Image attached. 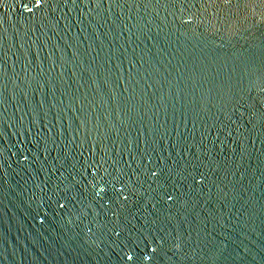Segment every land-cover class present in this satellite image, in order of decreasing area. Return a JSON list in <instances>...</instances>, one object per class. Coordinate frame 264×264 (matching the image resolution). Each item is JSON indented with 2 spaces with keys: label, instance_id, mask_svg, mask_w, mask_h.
<instances>
[{
  "label": "water",
  "instance_id": "1",
  "mask_svg": "<svg viewBox=\"0 0 264 264\" xmlns=\"http://www.w3.org/2000/svg\"><path fill=\"white\" fill-rule=\"evenodd\" d=\"M0 264H264V0H0Z\"/></svg>",
  "mask_w": 264,
  "mask_h": 264
}]
</instances>
